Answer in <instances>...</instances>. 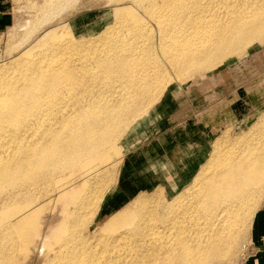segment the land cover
<instances>
[{
	"label": "bare ground",
	"instance_id": "bare-ground-1",
	"mask_svg": "<svg viewBox=\"0 0 264 264\" xmlns=\"http://www.w3.org/2000/svg\"><path fill=\"white\" fill-rule=\"evenodd\" d=\"M67 1L46 0L35 16ZM110 3L100 30L77 35L62 19L0 63V264L43 250L44 264H233L226 257L238 253L264 197V84L247 89L257 96L251 107L217 108L220 121L243 122L239 133L177 129L181 147L159 166L143 162L151 151H125L124 140L187 77L259 58L264 0ZM192 136L213 143L194 152ZM145 165L132 184L159 168L163 185L112 211L123 171ZM69 194L76 199L59 218L52 210Z\"/></svg>",
	"mask_w": 264,
	"mask_h": 264
},
{
	"label": "rangeland",
	"instance_id": "rangeland-1",
	"mask_svg": "<svg viewBox=\"0 0 264 264\" xmlns=\"http://www.w3.org/2000/svg\"><path fill=\"white\" fill-rule=\"evenodd\" d=\"M45 1L46 0H0L1 64L8 61L11 56H15L20 51L27 49L30 45H36L43 33L50 26H54V24L62 21V19L66 20L65 23L69 24L71 28H75L77 35H85L93 31H98L111 20L110 13L113 6L110 0H68L64 4L62 3L57 9H53L51 14L41 19V17H36L35 15H40L37 8L41 7ZM262 45H264V43ZM205 73L206 74L203 75L206 78L203 75L199 76L200 73L192 74L189 76L191 79L187 77V81L178 84L176 88L173 89L172 95H170L171 99L167 100L168 105L165 108L154 106L145 120L140 121V124L136 123L132 128L133 130L127 134V138L124 140L125 151H151L154 156L150 157L149 154L143 162L148 163L152 161L150 166H159L162 164L161 160L164 157H167V155L170 156V152L172 154L174 150L181 147V143L176 137L177 129L185 131L186 134H188V131L201 130L200 132L208 131V134L213 133L217 135L221 133L220 130L224 127L232 126V134L236 135L239 133V129L243 127V122L238 120V118H236V120L220 121L219 116L217 118L218 114L216 110L231 104L237 105L236 107H239L238 105L241 104L240 107L246 108L251 107V104L256 102L254 99L257 96L254 95L255 97L253 98L249 96L251 98L249 99V94L247 93L249 90L247 89H250V87L252 88V86L264 84V49L259 58L257 57L255 60H250L248 64L234 59L215 70ZM256 92L255 90V93ZM256 107H260V105ZM247 111L249 110L246 109V115L248 113ZM213 112L216 113L215 118L217 120L213 117L215 115ZM202 117H206V119L211 120V122L208 121L207 123L206 119H201ZM141 122L144 123L142 124ZM209 123L212 124V130L207 129V127L210 128ZM206 125L208 126L205 127ZM192 137L187 138H189L194 152H203L205 146H211L213 143V140L210 138H207L208 143L205 144L202 139ZM185 142H188V140H185ZM170 143L172 144L171 149L159 155V148L166 149ZM159 158L162 159L158 160ZM148 165L128 173L123 171L121 188H119L120 190H115L111 197L112 211L127 207L133 195H135L138 190H149L147 186L150 185V183L154 185V188L156 185H163L162 179L164 180L165 177L159 168L154 172L149 170L144 173L145 176L143 175L144 178L142 177L144 183L142 185L139 184L135 186L132 184V179L141 177L144 170L146 171L147 168L150 167ZM139 173L142 174L139 175ZM135 174H137L138 177H136ZM149 179L152 182H149ZM84 186L82 182H76L74 188L80 190ZM65 199H67L65 201L66 205L62 204L57 209L52 210V213L55 212L59 218L64 216L66 208L73 205L76 197L74 198L69 194V197L65 196L62 200ZM58 200L59 199L54 203H58L60 201ZM63 206H65V208ZM108 206L109 204H106L104 210H106ZM107 211H110V209ZM56 217L51 219L52 221L53 219L55 220L52 223L50 221L51 224L56 222ZM1 219L2 214H0V220ZM246 235L242 243H240L236 256L232 259L230 255L224 260L227 261L231 259L230 261L233 264H264V197H262L256 213L252 217L250 228ZM44 252V250L41 252H34L29 259H26L27 261L25 260L22 263L44 264Z\"/></svg>",
	"mask_w": 264,
	"mask_h": 264
}]
</instances>
